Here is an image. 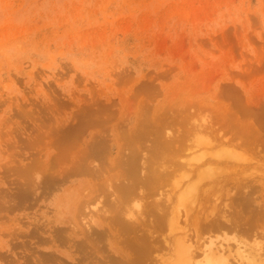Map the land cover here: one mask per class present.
Segmentation results:
<instances>
[{
    "label": "rangeland",
    "instance_id": "1",
    "mask_svg": "<svg viewBox=\"0 0 264 264\" xmlns=\"http://www.w3.org/2000/svg\"><path fill=\"white\" fill-rule=\"evenodd\" d=\"M232 107L233 108L236 107V108L233 109ZM231 108L232 111H230ZM216 110L217 112L220 111L218 113L225 112L223 114L224 115L226 114V116H228L229 114L234 115V113L239 115L238 117L236 116V119L238 118L243 120V122H240L241 124L240 126H242L240 127V130L244 132L243 133L244 136H242L243 134L241 135L243 139H241L239 136L238 137L239 140L241 139L240 141L243 140V142L238 141V138L237 140L236 138L231 139L236 134L233 135V133L229 131V128H226L227 130L225 129V131L224 130L219 131V128L222 125H219V128H217L218 125L214 128L211 127V126H215L217 122L220 120L219 119L217 120V122H215L216 118L215 119L213 118L216 124L212 122L213 120L211 118L216 117L218 115ZM237 110L239 111V113ZM233 111L235 112L233 113ZM230 115L229 118L232 116ZM209 117L212 120L210 122L213 123V125H211L212 123L210 124V122H208L209 120L207 121L208 125H211L210 126L211 129L214 131L211 132L212 135L215 136L216 134L219 133V136L217 135L216 138L211 137L212 135L208 132L207 127H205V129L207 130V133L211 135L209 136L207 134L209 138L211 137V139H209L206 136H203V132H206L205 130L203 132L200 130L203 127L202 122L204 120H207ZM222 117L223 116H221V118ZM154 118L155 120L156 118L157 120L160 118V120H162L161 121L162 124L160 122L162 126L164 125L163 123L164 121L166 126L169 123L171 127V131L173 133L170 134L171 131L168 133L166 130V128L169 127V125L167 127L165 126V128L164 126L162 128L160 127L159 129H158L159 126L156 125L155 127L154 125L151 126V124L157 121V120L154 121ZM236 119L234 118L230 121L232 122L234 120L236 124V122H239V121H235ZM148 120L154 122H152L150 126L144 124V122L145 123L147 122L149 124L150 122H148ZM225 121L229 122V119ZM198 122L202 126L200 128V125H198L200 131L196 128V126L194 127V125H197ZM219 123L222 124L223 122L221 121L218 122V124ZM71 124L72 125L75 124L76 129L73 128L74 125L71 128L70 127ZM155 124L160 125L158 124V122H156ZM238 124H237L238 127H236V130L237 128L238 130L236 132L234 130L235 126L234 129H232L233 126L232 128H230L234 131V133H237V135H239ZM249 124L250 125L252 124V127L254 126V128L252 127L250 128ZM144 125L145 126L147 125V127H149L145 130V132H147L148 129H151V127L153 128L151 130L154 131L155 130L154 128L157 127L156 128V130L158 129L157 132L163 134L162 136L164 138H168L169 136H171V138L175 136L176 137L179 136L180 139L179 144L183 143L182 141L188 140L187 143L183 144L184 151L183 149H178L183 151V153L182 151L179 152L182 153L183 155L182 154L178 155L179 153L176 152L177 154L175 156L177 155L178 156L174 160H176V162L178 161L177 162L178 164H180V160L182 161L194 160V157L192 159L186 158L189 157L190 152L193 155H197V152L199 150H201L199 151L200 154L198 152L199 155H202L201 152L203 154L206 152L210 154L212 152L211 154L212 155L215 154V156L209 155L207 153L208 155L206 154L207 156H205L204 154V156L208 158V160H205L206 158L203 156L204 159L203 158L202 159L204 161H202V159L200 160L203 163L200 164L199 163L200 161L194 163L199 164L200 168H204L203 170H205V168L206 170L208 169L207 173L209 174L211 172L210 168L212 166L213 173L214 171L217 170V172L215 173L216 176L220 178L219 179L217 177V180H220L218 181L219 183L221 182V178L224 179L225 177L228 176L226 179H224L226 180V182L230 180L234 184L236 183V185H238V187H236L229 181L231 185L228 182L225 183L228 186L226 185L224 186L227 187V189H229V187L231 186L230 190H227L226 188L224 189L223 186V189L221 190L222 192L221 194H223V196L219 194L220 197L219 195H216L218 197L217 198L216 196L213 195L212 192H209L211 194L210 195L208 194V197L206 195V197L204 198L203 195L201 194L204 201L200 197L198 203L200 202V204L202 205H199L197 201L195 202V204L191 205L192 201L188 202L185 200L186 201L185 202L183 200L180 203L179 202L180 200L178 199L179 201H177L176 199L178 198V193H179L178 191L180 190V188H182L180 190L181 193L182 190L184 189L183 185L186 186L187 185L186 182L189 180H190L189 182L193 181L195 175H193V177L191 176L192 180L189 179L190 177L185 178L184 181L186 182L182 180V178H184L183 176L175 177L176 176L175 175L174 177L169 179L170 183L168 184H169L170 192L166 191V189L168 190L167 188L168 185L164 186L165 188L164 187L162 188V192L166 191L169 192V194H171L172 188H173V192H178L177 195L176 193H172V195H170L172 197L168 196L170 199V201L168 199L169 204L168 203H166L168 205L163 204L165 202H168L166 195L169 194H167L166 192L164 193L165 197L163 196L161 197L159 192L158 195L159 197L156 194H154L150 196V198L151 199L160 198L159 200L162 201L161 206L164 205L163 210L166 212L165 214H168L167 216L171 215L172 212L176 213L177 211H178L177 213H179V216L182 214L180 217L177 216L178 218H175L176 214L174 213L175 215L174 218L178 220L177 222H180V225H183L182 228H185V230L183 231L182 229L183 232L181 231V233L179 234V232L177 233L176 230L175 231L170 230L168 228V225L166 224L164 227L163 224L160 228L164 227L163 232H161L162 235L161 237L166 236L164 237L166 240L165 242L167 243L170 242L171 243L170 245H172V243L176 244L173 241L177 239L182 240L180 239L181 237L179 238L177 237L180 235L182 236L184 233L185 235H187L188 238L189 237L193 238L194 236L192 237V235L196 233L194 229H192L196 226L195 225L196 216L193 215H195L197 213L196 211H198L200 208L203 207V209L201 210L202 211L204 210V215H206V213L213 207L214 204L216 203L218 204L219 200L220 201L225 200L224 202L228 200V202H230L229 198H231L232 200L240 202L241 199L243 201L247 198L248 199L250 198V197H244L245 195L248 196L250 195L252 199H254L252 201L250 199V201L253 202L255 206L254 205L251 206L250 204L252 203L249 204L250 206L248 205V207H250L249 209L252 208L251 209L252 211H249L248 209V211L252 212V214L245 212L246 207H243L242 208L243 212L247 214L244 213L242 214V216L246 218V220L251 218V221H252V217L255 219L257 216L258 219L255 220L260 221V222L257 221L256 222L257 225H256L254 224L255 222L251 223V221L249 220L250 223L253 224L254 226L251 225L250 223L247 224V221L244 222L245 224L244 227L245 226L250 227V229L248 230V232L250 233V236L248 235L249 236L248 240L251 238H255L260 243L264 241V236H263L264 233L262 234V232H264L263 230L264 220H262L263 219L262 217H264L262 216L264 215L263 212L264 210L263 211L261 210L264 207V196H263L264 169L262 168L264 167V163L262 161V159H264L263 158L264 157L263 155L264 154L263 151L264 150V0H0V264H40V263L48 264V261H50L49 259L52 260L51 264H62V262L63 264H76V262L78 264L79 263L78 258L81 253L79 254V250L78 252L77 250H74V254L72 252L73 249L77 247V245H75L76 246L75 247L74 245H69L66 242L64 243L61 242L60 244L59 241H55L52 238L54 234L53 227L54 228L67 227L69 225L67 224L69 221V217L72 216V214L74 213L76 214L74 205H72L74 204V202L75 203L81 202L83 205L86 202L85 206H87V208L84 206L86 210H84L85 208L82 207V204L80 205V207H82L81 210L86 212L88 211L87 209H89V212L93 214V216L95 215L94 216L95 218H97L96 213L97 214L99 213L98 215L100 216V212L103 209L102 207H106L105 211L113 208L111 209V211H107V212L109 213L112 212L114 214H121L117 212L123 211L122 213H125L124 215H126V212L129 211L130 209L134 208L133 210L135 211L137 205H141V206L143 205L144 207V201H141V203L138 204V201H140L141 199L138 200L136 198V199H132L133 202H131L132 200L128 201V203L126 202L125 203L126 207L123 206L125 207L123 210L122 207L120 208L121 210L119 209L118 211H115L114 206H116L117 204L115 203L116 200H114L113 198L116 199L117 196L115 195H117V193L115 194V192H112L114 189L112 188L114 186L113 184H117L116 185L117 187L118 185H121L120 182L123 183L126 180V179L124 180V175L122 176V171H123L122 169H124L122 167L124 165L125 166L127 165L124 164L127 159L124 161L122 155L129 148V147L127 148V146H131L129 148V151L130 150L134 151L132 149L133 147H135V149L139 151L140 148L146 146L144 144L146 141H144L143 138L147 139V137L150 136V134L152 135V137L155 134L154 132L152 133L151 130H149L150 134L147 132L149 135H146V137L143 135L144 137H141L142 134L144 133V129L142 133H141L142 130L138 131L137 129L141 128V126L145 127ZM192 125L197 130L194 128L192 129L191 128ZM67 126L68 128H66ZM116 126L119 128L120 131L117 130L118 128ZM170 127L168 128V130H170ZM210 127H209V131L211 130ZM77 129L79 130L81 129L80 130L81 133L79 132V130L77 131ZM107 130H109L108 131L109 137L106 134ZM124 130H127V134H128L127 137L129 135H134V133L137 134V132H135L137 130L138 134H140L141 137L140 138L139 135H137V138L139 137L140 139H143L142 140L143 145L141 144V147H139L140 145L139 143L141 141L140 139H138L140 140L139 142L137 141L138 143L136 142H135L136 144L134 143V141L137 140V138H135L136 136L135 134L134 136L131 137L135 138L136 140L131 139L132 141L131 140L129 141L133 143L135 146L132 144L130 145V143L126 140V142H128L129 145L126 144L127 149L125 148L126 149L125 151L124 150L125 146L122 145L125 142L122 138L126 136L125 135L126 132ZM177 130L179 132L177 135H175L174 132H176ZM194 130H196L199 134V136L197 133H196L197 136L194 134V136H196L197 139L198 137L199 139H201L202 136L203 138L206 137L210 140V141L207 140V142L209 141L210 145L207 146L208 143L204 142L206 141L205 138L201 139V141L203 140L202 141L203 145L201 144L202 146H200L199 143L196 144V141L190 143L189 140L192 139L191 137L192 135L190 134V132L193 134ZM215 130L216 131L218 130L219 132L216 133ZM71 132L73 135L79 132L81 136L79 138H76L77 139L76 140L74 136L73 137L71 136L72 134L70 135ZM97 132L99 135L102 134L103 137L105 136L108 137L107 139H105V141L107 140L108 142H105V144L103 142V144L105 146L108 144L107 146L109 147L107 146L105 147L103 145L104 149L102 148V140H104V138L101 135L100 136L96 135ZM63 133L66 134V136ZM56 134L57 136H55ZM103 134L106 135L104 136ZM119 134H121V136L123 137H120ZM62 135L64 136L62 137ZM77 135L76 137L79 136ZM58 136H61L63 138L64 146L62 145V138L61 139L60 137L57 138ZM228 136H230V139ZM52 137L53 140L51 139ZM81 137L83 140L81 139ZM98 137L99 138L102 137L99 140L101 142L100 148L102 152L99 153L100 149L98 148V146L100 145V142L97 140L96 143L94 144L96 148L93 146V144L92 146L94 148L93 147L92 148L94 150L98 148L99 152L96 151L97 154L96 156H93V158L95 159L97 155L99 157V154H101L100 157H102L101 158L102 160L97 161L96 158L95 161L98 162V163L96 162L97 164L106 161V163H104L106 165L104 164H99V165L104 166L102 167V169L105 168L106 170L107 169L108 170L107 171L102 170L103 173L105 172V174L101 176L102 174L101 173L98 179L96 178H95L96 180L94 179L95 182L97 181L96 184L99 183L100 186L102 185L101 190L103 189V193L100 190L89 195V192L83 190L85 188L84 184H82V182L78 184L80 181L85 179L83 178L82 175L80 174L77 175V173L79 172L76 173L75 171L79 167L77 166L78 164L82 165L81 161L78 162L79 161L78 159L80 158L82 159L86 158L83 159L85 160L84 164L88 163L89 166L91 167H93L92 164L94 165L96 164V163H92L94 161L92 160V158L88 160L89 159L88 155L92 152V151L90 152V150H93L90 147L91 142L94 143V139L96 140ZM150 137L148 138L149 140L151 139L155 140L154 139L155 136L153 138L151 137V139ZM223 137L224 139H222ZM90 138H92L91 142H90ZM218 138L219 140L221 138V141L223 143H220V141H218ZM227 138L231 141L229 142ZM159 139L162 140V137H159ZM225 139L226 141H228L227 143L226 141H224ZM51 140L52 141L55 140L54 142H52L54 143L53 147L52 145L51 147L50 145H48L50 144L49 141ZM216 140L217 142H219L220 145L224 144L223 145L224 147L226 146L225 144L230 145L231 148L233 147V150L235 149L234 146H236V150H238V153L234 152L235 155L239 157L240 155L243 154L241 158L240 157L239 158L242 160V157L245 155L246 160L244 158L243 159L246 162L248 160L249 161L247 163H245V161H243L244 163L239 161L238 163L237 157L235 158L234 156H232L234 157L232 158L229 155L231 157L229 158L228 154L225 157L223 155L224 154L223 152L222 153L218 152L219 153V157H218V155H216V152L219 150L221 151L222 148L220 147V145L218 144L216 145L217 143ZM249 141L250 142L252 141L251 144ZM66 142L68 143L67 147L65 146ZM89 142H90V146H89ZM148 142L146 143L147 146L143 147L144 148L143 153L147 150L145 152L147 155L146 157L150 156L149 154L151 152L150 153L148 152L151 150L152 153L153 152L156 153L154 151L155 147L154 149L153 147H150L151 145L154 146L153 145L154 141L153 143H151L150 141L149 146H148ZM231 142L233 145L231 144ZM253 142L259 145L256 147ZM71 143L74 144L72 145ZM204 143H206V145H204ZM213 143L215 144V146L213 145ZM55 144L57 145L55 146ZM69 144H71L72 147H70ZM118 144H120L122 148L120 147L119 149ZM239 144H241L242 148L239 146L237 147V145ZM189 145L190 146L197 145L198 150L195 148L197 151L196 150L189 151V149L193 148V147L191 148ZM247 145L249 146L247 149H245ZM203 146L205 148H203ZM250 146L254 147L255 149L252 148L251 150ZM147 147L150 149H145ZM187 147L189 149H187ZM224 147L223 149H226ZM84 148L86 150H89L88 152L86 151L87 152L86 157H84L85 155L83 157L81 156L82 155L81 153L85 152ZM107 148L109 151L107 150ZM229 148L228 151L229 150L231 151V148L230 149ZM253 149L255 152L261 151L262 154L258 152V156L254 155L255 152L254 153L252 152ZM72 150H77L78 153H76L75 151L74 152L75 154L80 156L75 155L72 152ZM122 150L124 151L122 152ZM37 151L40 152L38 153ZM69 152H71L72 154L71 153L69 154ZM240 152L242 154H240ZM55 153L57 154L54 155ZM144 154H142V149H141L138 155L141 156L140 158H142ZM156 154L157 156H159L158 152ZM52 155H54L55 157L54 156L52 157ZM57 155H61L62 158H64V156L65 158L67 157V161H65V158L63 159L64 162H67V165L65 163H62L61 161L62 163L61 166L62 168H61L60 167L61 164L58 165L57 163V160L60 163L59 159L61 158H59V156ZM129 155L128 152H126L124 154V158H129L130 157ZM138 155L136 156V158L138 157ZM193 155H190L189 158H191ZM221 155H223V157H225L226 159L221 157ZM246 155L248 158L249 157L250 158L248 159ZM73 156L74 158L79 157L77 159L78 161L73 160L74 159ZM118 156L122 157V160L124 161V163L123 161H121L123 163V166L122 163L118 167L114 165V163L112 166V160L116 159ZM151 156L149 157V159L151 158ZM32 157H34L35 160ZM104 157L106 160L103 161ZM210 157H211V163L207 162L210 161L209 160ZM216 157L218 159L220 157L221 158L219 160L214 159L215 161L218 160L219 162L220 161L222 162L220 163L218 161L214 162L213 158ZM54 158L57 159L55 161L57 165H55L56 163H54L53 161ZM140 158H137L138 161L135 162L137 163V165L139 164V166L141 161ZM160 158L161 157H159V159ZM69 159L70 161L76 162L77 168L74 167L75 163L73 162H72V164H74L73 166L69 165L70 163V161H68ZM107 159L110 160L108 161ZM143 160L146 162V159ZM182 161L181 163L182 165L184 164V167L180 169H182L183 172H186L188 166L186 167L184 163L185 161L183 162ZM38 162H40V164L42 162V164H44L46 168L47 166L49 167V165L50 166L52 165L51 167H49L50 170L49 169L46 170L47 172L49 171V173L45 171L48 176L44 173L47 177L45 175H42V173L45 170L44 169L45 167H43L44 165L41 164L42 165L41 169L43 170L41 169L38 170L40 167L37 169V167L40 166ZM259 162L262 163V166L261 163ZM46 163L47 164L49 163V165H47ZM191 163L194 165L193 161ZM34 164L35 165L37 164V167L33 166ZM30 165L33 168H36L37 171L33 169ZM239 165H243V167ZM53 166H56L57 170L55 171H57V173L54 171L56 174L53 173L54 170ZM139 166L137 167L139 169L137 170L139 173L138 172L137 173L139 175H143L142 173H140L142 168L140 169ZM231 166H233L234 168ZM9 167L13 169L15 173V174L13 173L14 175L12 174L13 172L12 169H10L12 172L9 170ZM16 167L18 169H16ZM70 167L71 168L74 167V168L70 169ZM240 167L243 170L244 167H246L244 173L248 172V175L247 174H245L246 176L243 175L244 174L243 170ZM254 167L255 169L256 167H258L259 170L256 169L257 172L258 171L261 172L256 173V171H254L255 170ZM232 168L235 170H232ZM31 169H33V171ZM61 169L62 171L65 172L59 173ZM73 169H75V171ZM249 169L250 171L251 169H253L255 173H253L252 171L251 172L255 175L251 174ZM2 170L3 172L4 171L5 172L3 173ZM66 170L68 171L72 170L73 172H75V174L69 177L68 174L70 172L66 173ZM109 170L110 171L112 170L113 172L111 171L112 172L111 173ZM182 170L178 169V171L176 172L182 174ZM197 170H199V168ZM72 171L71 174L73 173ZM205 171L203 173H205ZM7 172L9 173L10 176L8 175ZM51 173H53L54 175ZM207 173L205 174L207 175ZM35 174H38L36 175V177L37 176L40 177L39 179H41V182L44 180L43 182L44 184H46L47 188L48 185L50 188L51 184H49L48 182L51 179L55 180L58 177L57 175L59 176L61 174L64 175L63 176L61 175L62 181L60 180L61 176L57 178L58 180L57 184H59L57 185V187H54V183H53L54 181L53 182L51 181L53 186L51 185L50 189L54 187L53 189L55 190L51 191L48 188L49 191L51 192L47 193L46 191L48 190L47 189L45 190L46 188L45 186L43 190L44 193H41L42 192L41 186L38 185L41 183L40 182L38 183V181L40 180H38V178H37L38 181L36 180ZM50 174L53 176H51ZM238 174L239 175L242 174L243 176H239ZM55 175L57 177H55ZM106 175L108 176V178ZM231 175L235 177L238 176L239 178L234 177L235 178L234 179L232 178ZM42 176L44 177V179L42 178ZM114 176H116V178H114ZM216 176L214 174V177H208V180L206 178V181H210L212 179L214 180ZM29 177L31 178L29 179ZM45 177L48 181L47 180L45 181ZM105 177L109 180H107ZM252 177H255L254 178L255 180ZM63 178L66 179L67 181V183L65 181L66 184L61 183L64 182ZM197 178H195L194 180H197ZM249 178L252 179V181H250ZM239 179L242 180L238 182ZM30 180L33 182H31ZM59 180L61 182H59ZM105 180H107L108 183L112 185L111 188L109 189L107 188L108 183ZM35 181L36 183H38L37 186L33 185L36 184ZM174 181L179 185H181V187L178 184L177 186H175L174 184L172 186L171 182L173 183ZM246 181L251 183V185L249 184V187L246 186L248 184V183L245 184ZM253 181L254 182L259 181V182L255 184ZM55 182L57 181L55 180ZM252 182L255 186L252 185ZM29 183H32V185L35 187H33ZM170 184L172 188L170 187ZM259 184L261 187L259 186ZM24 186L26 187L24 188ZM43 186L44 185L42 183V189ZM243 186L244 188H241ZM174 187H178L177 190L176 188L174 190ZM158 190L161 191L160 189ZM236 190L238 192L237 193L238 195L236 194V192H234ZM32 191L33 192L37 191V192L36 194L33 193L34 194L33 195ZM105 191L107 192L111 191L110 193L113 195L112 198L113 200L111 199L112 195H110V193H107ZM26 192L27 193L29 192L31 195H28ZM99 192L103 194L104 196L103 199L100 196L102 194L100 193L99 195ZM27 195L29 199L27 198ZM173 195L175 197H173ZM48 197H50L51 199ZM216 198L218 199L217 201ZM17 199L22 200L21 201L22 203ZM173 199H175L174 200L175 203L173 202ZM98 200L102 202L104 200V202H106L104 204L107 205L108 207L102 206V202L100 204ZM92 201L95 202L93 203ZM170 202L171 204L173 203L172 204L173 206L170 204ZM206 202L207 204H205ZM189 203L190 205H188ZM247 203H249V201H247ZM15 204H17V206H15ZM19 204L21 205L18 207ZM179 204L182 205L180 206ZM145 205H146V201H145ZM27 206L29 207L27 208ZM191 206L194 208L190 212L192 208ZM253 206L255 207V210H253L254 208ZM100 207H101V211L99 212L100 209L98 210V208ZM143 207L142 210H144ZM188 207H189L190 215L191 214L193 215L189 216V218H186V215L188 214L186 209H188ZM145 208H147V206ZM256 208L260 210H256ZM184 209L186 210V212ZM194 209L196 210L195 212ZM83 211L80 212L79 214H76L78 220L87 217L85 214L88 213H83ZM179 211H181V213ZM255 211L256 213H258L257 215L256 213H254ZM143 212L146 215L148 213V212L146 213L145 211ZM81 213L85 215L83 216V218L80 217L82 215ZM200 213L202 212L199 210L197 216L201 215ZM190 217H194V219ZM145 218L147 219L149 218V216L147 217L145 216ZM184 218L186 220L188 219L187 221H185V224L183 220ZM260 218L262 219L260 220ZM191 221L194 222V226L192 225ZM261 222H262V226H261ZM29 223L34 226H31ZM190 223L191 226L193 227L190 226ZM259 223L260 225H258ZM46 224H48L49 226ZM177 224L179 225V223ZM198 224H199V228L203 227L202 222ZM78 225L81 226L80 222ZM178 225L175 228H179L180 226L178 227ZM185 225L187 227H184ZM32 227L35 230H37L36 232L37 234H39V236H37V234L36 235L34 234V229ZM248 227L246 228L248 229ZM40 228H42L43 230L41 231ZM186 228H188L189 231L190 229L192 230L189 232L187 231ZM199 228H198V234H195L198 240H196V238L195 239L193 238L196 241L194 240L190 241L189 240L190 238L189 239L185 238L186 241L184 240L185 242L189 240L190 241V242L188 241L189 245L191 242H194L196 246H198L197 244L200 243L198 250L201 252L197 251L199 254L198 255L199 257L197 256L198 260L201 258L200 255L202 253V250L200 249H203V247L206 246L207 243L209 245V241L214 240V238H219V236H221L219 235L218 232L219 229L218 230L216 229L218 234H216V231L214 229V231L213 230L210 231L211 233L208 232L207 235L213 234L209 238V236H206L204 233V232L207 233V231H205L206 229L201 232ZM29 230L31 232L33 231L32 234L34 235L35 239L32 238L33 235H29L31 234ZM22 232L24 235L26 234L27 236L29 235L30 237L28 236L27 238V236H23L22 234L23 237L21 238L20 236L21 234L19 235V233ZM186 232H188L190 236ZM200 232H201V237L206 236L204 240H202L203 238L201 237L200 239L198 238ZM203 233L204 235L202 236ZM225 233L229 234L230 232L227 231ZM225 233L223 234L225 235ZM214 234L216 235L214 236ZM185 235L184 237H186ZM35 236L37 238L41 236L40 237L41 239L44 236L42 241L40 240L39 243L40 245H35L37 244V241H39L36 240L37 238ZM260 236L263 238H261ZM24 238H26L27 240ZM174 238L177 239L174 240ZM23 240L25 241L23 242ZM205 240L208 241L205 242L206 245H203L204 244L203 242ZM32 242L33 243L35 242L34 245ZM53 242L56 243L54 244ZM165 242L161 241L160 245L163 246V248L160 247L161 251L160 250L158 252L155 251L159 255L163 256L162 251L164 250L163 252H165V248H164ZM24 243L25 244L28 243V244L25 245ZM218 243L219 244L221 243V245L223 244L222 242H218ZM224 243L226 245L228 244L230 247H234L232 243L230 244V242L228 243L224 242ZM101 244L102 242L100 243V245L97 244L99 245V248L96 246L95 250L97 248L101 249L102 248L100 247ZM122 246L118 245V247L120 248H123ZM173 246L174 245H172V247ZM223 246L225 245L223 244ZM105 248L108 250L110 249L109 251L111 255L113 256L115 255V253L113 254L111 250V248H113L112 245L110 246L105 245ZM95 250L94 252L92 251V256L94 257V253H95V257L99 258L100 256L99 259L102 258L103 256L102 253L104 255L107 253V252L105 253L102 252L104 251L102 249H101L102 251L100 250V252L99 250L98 252ZM50 252H52V254L55 255L54 258ZM49 253L51 254V257L49 256L50 255ZM182 253L185 254V252L182 251H180V253L177 252V254H182ZM175 254L174 256L171 257L172 258L175 257ZM47 255L49 257L48 260H46ZM89 255L91 256V253ZM152 255L153 258L155 259L154 255L157 254H152ZM152 255H150V257ZM58 256L60 257L58 258ZM73 256L75 258L77 256V258L75 259ZM82 257L79 260L80 263L84 262L85 264H89L88 262L93 260L94 262L92 261L93 263L90 262V264L91 263L94 264L95 261L96 264L99 263L105 264V261L104 262L99 260L97 261L96 258H91L88 256L89 259L87 257L86 260H84ZM169 257L170 256H168L167 258ZM171 257L169 259H172ZM60 258L62 260L66 258V260L64 259L63 261H61ZM90 258L92 260H90ZM53 259L54 262L55 261L57 262L54 263ZM87 259L90 261H88ZM156 259L158 260L159 258ZM169 259H167L168 262H171ZM175 259L173 258L172 261ZM175 261L177 262L178 258ZM175 263L173 262L172 264Z\"/></svg>",
    "mask_w": 264,
    "mask_h": 264
},
{
    "label": "bare ground",
    "instance_id": "2",
    "mask_svg": "<svg viewBox=\"0 0 264 264\" xmlns=\"http://www.w3.org/2000/svg\"><path fill=\"white\" fill-rule=\"evenodd\" d=\"M216 108V107H215ZM233 108V107H232ZM232 108H231V110L230 111H232ZM234 108H236V107H234ZM233 108V109H234ZM218 109V108H217ZM223 109V108H222ZM228 109V108H227ZM30 110V109H29ZM238 111V110H237ZM143 112V111H142ZM141 112V113H142ZM216 112H217V110H216ZM218 112H220V111H218ZM217 112V113H218ZM235 111H233V113H234ZM223 113H225V112H221V113H218V115L216 116V117H212L211 119L213 120V118L216 120L215 122H217V120H219L218 122H223L222 124L221 123H219L218 124V122H217V124L214 122V120L212 121L211 119H210V117L207 119V118H205V119H207V120H202L203 122H202V126L204 127V129H203V127L201 126V124L199 123H197V125H194V127L196 126V128L199 130L201 127H202V129H200L202 132L205 130L206 132H203V136H206V137H208V135L209 136H211L212 135V133L211 132H214L212 129H211V127H216L217 125V128H219V125H222V126H220V128H219V131H225V129L226 128H229V131L231 132V133H233V135H235V136H233L231 139H235L236 138V140H237V138H238V141H240L241 139H243V137L242 136H244V132L243 131H241L240 130V127H242V126H240L241 124H240V122H243V120L242 119H236V116L238 117L239 115L238 114H236V113H234V115L233 114H229L231 117V119L229 118V115L228 116H226V114L224 115ZM228 113V112H227ZM238 113H239V111H238ZM244 113V112H243ZM149 114V113H148ZM160 115V114H159ZM215 116V115H214ZM220 116V117H219ZM221 116H223L224 118H227V119H224L223 117L221 118ZM226 116V117H225ZM233 116H235V117H233ZM147 117V116H146ZM219 117V118H218ZM149 118H150V116H149ZM236 119L235 121H239V122H236V124H235V122H234V120L231 122L230 120H232V119ZM146 119H148V118H146ZM222 119H224V120H222ZM229 119V122L228 121H225V120H228ZM31 120H33V119H31ZM93 120V119H92ZM145 120V119H144ZM150 120H153V119H150ZM156 120H157V118H156ZM155 120V118H154V121H156ZM159 120V121H158ZM156 122H158V124H160V122L162 121V120H160V118L158 119ZM209 120V121H208ZM242 120V121H241ZM87 121V120H86ZM146 121V120H145ZM154 121H149L148 120V122H150L149 124L146 122H144V124H147V125H149L150 126V124L152 123V122H154ZM163 121H164V119H163ZM210 122V121H212V122H214L216 125L215 126H211V125H213V123L212 122H210V124L211 125H208V122ZM156 122H154L153 124H151V126L152 125H154V127H155V125L156 126H159L158 127V129L161 127H163L164 126V128H165V121L163 122L164 123V125L162 126L161 124H162V122H161V124L160 125H157V124H155ZM225 122H227V123H225ZM231 122V123H230ZM88 123V122H87ZM229 123H230V125H229ZM232 123H234V124H232ZM239 123V124H238ZM138 124H140V123H138ZM167 124V123H166ZM228 124V125H227ZM237 124L239 125V135H237V133H234V131L232 130V129H234V126H235V132L238 130V128H237V130H236V127H238L237 126ZM74 126H75V124H73ZM72 124H71V128H72V126H73ZM142 125V124H141ZM147 125L145 126V127H142L141 126V128H136L138 131L139 130H142L141 131V133L143 132V129H144V133L142 134V136L141 137H146V135H149L150 133V131L149 130H151V129H153L152 127H151V129H148V133L147 132H145V130L147 129V128H149V127H147ZM168 125H169V123H168ZM167 125V126H168ZM198 125H200V128H199V126ZM206 125H208V126H206ZM73 126V128H75L76 129V126L74 127ZM166 126V127H167ZM198 126V127H197ZM211 126V127H210ZM224 126V127H223ZM232 126H233V128H232ZM249 126H250V128L252 127V124L250 125L249 124ZM117 127V126H116ZM138 127V126H137ZM140 127V126H139ZM169 127H170V125H169ZM169 127H167L166 128V130H167V132L169 133L170 131H171V127H170V130H168V128ZM193 127V125H192V129L194 128ZM205 127H207L208 129V132L211 134H209V133H207V130L205 129ZM209 127H210V131H209ZM221 127H223V128H221ZM66 128H68V126L66 127ZM118 128V127H117ZM157 128V127H156ZM156 128H154L155 130H156ZM190 128V129H191ZM196 128H194V129H196ZM230 128H232V129H230ZM249 128V129H250ZM252 128H254V126L252 127ZM75 129H74V131H75ZM157 129V130H158ZM196 129V130H197ZM241 129H243V128H241ZM79 129H77V131H78ZM81 130V129H80ZM80 130H79V132H80ZM106 130V129H105ZM117 130H119V128L117 129ZM128 130V129H127ZM127 130H124L125 132H126V136H124L125 137V139H124V137L123 136H121V134H119L120 135V137H123L122 139L126 142V140L129 142L131 139L133 140V139H135V138H137V135H139V137H140V134H138V131L136 130L135 132H137V134L136 133H134V135L136 134V136H135V138H133V137H131V136H134V135H129L128 137H127ZM155 130L154 131H152L151 130V132L153 133H155L154 134V139L155 140H153V139H151V137H152V135L150 134V136H148L147 137V139L150 137V139L151 140H147L146 138H143L144 139V141H146L144 144L147 146V142L149 141H151V143H153V141H154V146H150V147H153V149H154V147H155V152L157 153L158 152V154H159V156H157V154L156 153H152V150L151 151H149L148 153H152V156H151V153L149 154L150 156H151V158L149 159V157L150 156H148V157H146L147 155H146V151L143 153V147H146V146H143L142 148H140V150L142 149V154H144L143 156H142V158L143 157H146V158H143V159H146V162L142 159V158H140L141 156H139L138 154H139V152H140V150L138 151V150H136L135 149V147H133L132 149L134 150V151H132V150H130L129 151V148L131 147V146H127L126 144H128L129 145V143H130V145L132 144V145H134L133 143H131V142H124V144H122L123 146H125L124 147V150L126 151V149H127V151L126 152H128V155H129V153H130V157L129 156H127V157H129V158H124V154L126 153H123V155H122V157H123V159H124V161H125V163H124V161L122 160V157H120V156H118L116 159H113L112 160V166H113V163H114V165H116L117 167L122 163L121 161H123V163L124 164H127L125 167L123 166V163H122V168H124V169H122L123 171H122V176L124 175V180H125V182H120L121 183V185H118L117 187H116V185L117 184H113L114 186L112 187V185L111 184H109L108 183V181L107 180H109V179H107L108 178V176H107V180H105V181H107V183H108V189L109 188H114L113 189V191L112 192H115V194L117 193V195H115V196H117L116 197V199L115 198H113V195L110 193V192H107V191H105V192H107V193H110V195H112L111 196V199L113 198L114 200H116V206H114L115 208H114V210L115 211H118L120 208H122L123 206H125V203L127 202L128 203V201H130V200H132V199H138V200H140V201H138V204L139 203H141V201H144V207H143V205L141 206V205H137L136 206V210L134 211L133 209H130L129 211H125L126 212V215H124L125 213H122L123 211H119V212H117V213H121V214H114V213H109V212H107V211H111V209H113V208H111V209H108V210H106L105 211V208L106 207H102L103 209H102V211H101V207L100 208H98V210H99V212H100V216L96 213V215H97V218H95L94 216H93V214H91L90 212H89V209H87L88 211H86V212H84L83 210H81L82 209V207H84L85 206V203H84V205L80 202V203H75L74 202V204H72V205H74V208H75V212H76V214H79L80 212H82L83 211V213H88V214H85L87 217H84L83 218V216H85L83 213H81L80 215V217L81 218H83V219H81V220H78L77 219V216H76V214L74 213V214H72V216H70L69 217V221H68V223L67 224H69L67 227H64V228H59V227H56V228H54L53 227V239L55 240V241H59L60 242V244H61V242L62 243H64V242H66V243H68L69 245H77V247L75 248V249H73V254H74V250H77V252H78V250H79V254L81 255V257L84 259V260H86V258L89 256V257H91L92 256V251L94 252V250H95V248H96V246L99 248V245H100V243L102 242V244H101V246L100 247H102L101 249L102 250H104V251H102L101 249H98L99 250V252H100V250L102 251V252H107L105 255L102 253V258L101 259H99L100 258V256H99V258L98 257H95V253H94V257L92 256L91 258H96V260L98 261H102V262H104L105 261V264H144V263H147V264H172L173 262L175 263L176 261L175 260H177V258H178V261L175 263V264H264V241L263 242H259L258 240H256L255 238H251V239H249L248 240V237L250 236V233L248 232V230L250 229V227H248V226H245L244 227V222L245 221H247V224L248 223H250V221H251V218H249V219H247L246 220V218H244L243 216H242V214H244L245 212H247V213H251L252 214V212H249V211H252L251 209H249L250 207H248V205L250 204V203H252V204H250L251 206L252 205H254V203L253 202H251L252 200H254V199H252V197L249 195H245L244 197H250L249 199L247 198V199H245V200H243L242 201V199H241V201H240V199H239V201L240 202H237V201H235V200H232L231 198H229L230 199V202H228V200H226V202H224V201H220L219 200V202H218V204L216 205V204H214L213 205V207L206 213V215H204V210L202 211L201 209H203V207L202 208H200L199 210L202 212V213H200L201 215H199V216H197V213H198V211H196L195 209H194V212L196 211L197 213L195 214V215H193V214H191V215H193V216H196V219H195V227L194 228H192V229H194V231L196 232V233H194L193 235H192V237L195 239L196 238V236H195V234H198V228H199V224L198 223H200V222H202V226L203 227H201V228H199V230H201V232L202 231H204L205 229V231H207V233L206 232H204L205 233V235L206 236H209V238L213 235H207L208 234V232L209 233H211L210 231L211 230H213L214 231V229H215V231H216V234H218L217 233V230H218V232H219V235H221V236H219V238H214V240H211V241H209V245H208V243H207V245H206V243L205 242H207L208 240H205L203 243V245H206V246H204L203 247V249H200V250H202V253H201V258L198 260V252L197 251H199L198 249H199V244H197L198 246H196V244L194 243V242H191L190 243V245H189V242L190 241H192V240H194L193 238H191V237H187V235H185V233L182 235L183 236V238H182V236L180 235V236H178L177 238H179V237H181L180 239H182L183 240V242H184V244H183V242H182V240H178L177 238H174V240L175 239H177V240H175V241H173V242H175L176 244H174V243H172V245H174L173 247H172V245H170L171 243L169 242V243H167V242H165L166 240H165V238L164 237H166V236H164V237H161L162 235H161V232H163V229H164V227H165V224L166 225H168V228L170 229V230H173V231H177V233L179 232V234L181 233V231H182V229H183V231L185 230V228H182L183 227V225H180V222H177L178 220L177 219H175V218H178L177 216H179V213H175V212H172V214H171V212H170V214L171 215H169V216H167L168 214H165L166 212L163 210V207H164V205L163 206H161L162 205V201H160L159 199L160 198H157V199H151L150 198V196H152V195H154V194H156L157 196L159 195V192H160V196L162 197H165L164 196V193L166 192V191H169L170 192V188H169V184L168 183H170L169 182V179H171L172 177H174L175 175V177H177V176H179V177H184V178H182V180L184 181V179L185 178H188V177H190L189 179H191V176L193 177V175H195V178H197V180H194L193 179V181H191V182H189V181H184V182H186L187 183V185L185 186V185H183L184 186V189L182 190V192L180 193V190L182 189V188H180V190L178 191V192H173V188H172V186H173V184L175 185V186H177V184L178 183H176L175 181L172 183L171 182V184H172V186H171V184H170V187L172 188V191H171V194H169V192H166L167 194H169V195H166V198H167V201H168V199H169V197H172V196H170V195H172V193H176V195H177V193H178V198L176 199L177 201H179L180 203L184 200H186V201H192L191 203V205H193V204H195V202L197 201V203H198V201H199V198L201 197L202 198V195H203V197L205 198L206 197V195H207V197H208V194L210 195L211 193H209V192H212L213 193V195L214 196H216V195H219V194H221L222 192H221V190L223 189V186L224 185H226V186H228L227 184H225V183H228L230 180H228V182H226V180H224V179H226L227 177H225L224 179H222L221 178V182L219 183L218 181H220V180H217V177L218 176H216V173L215 172H217V170L216 169H214V170H216V171H214V173L212 172L213 170H212V166H211V168H210V170H211V172H210V170H209V172H210V174L209 173H207L208 172V169L206 170V168H205V170H203L204 168H200L199 167V164H195V163H197V161L199 162L202 158L204 159V157L205 156H207L209 153L208 152H206V153H204L205 154V156H204V154L201 152V154L202 155H199L200 154V152L199 151H201V150H199L198 152H199V154H198V152H197V155H193V154H191V152H190V154H189V157H190V155H193L191 158H189V157H186V158H188V159H192L193 157H194V160H187L186 158V160L187 161H185V160H183V161H185L184 163H185V166L187 167L188 166V168L186 169V172H183V170L182 169H180V168H183L184 167V164L182 165V163H181V161L182 160H180V164H178L177 162H176V160H174L175 158H177V156L178 155H181L182 153H183V151H184V149H183V144L184 143H187L188 142V140L187 141H182L183 143H180L179 144V142H180V139H179V136H175V137H172L171 138V136H165V137H168V138H164L162 135L163 134H161V133H159V132H157V130H156V132H155ZM165 130V131H166ZM196 130H194V132H193V134L190 132V134L192 135H190L191 137H192V139L191 140H189V142L190 143H192V142H194V141H196V144L197 143H199L200 144V146H202L203 145V143H202V141H201V139H204L205 138V140L206 141H204V142H207V140H209V139H211V137L212 138H216L217 137V135L219 136V133L218 134H216L215 136L214 135H212L209 139L208 138H206V137H204L203 138V136H202V138L201 139H199V137H198V139L196 138V133L198 134V132L196 131ZM199 130V131H200ZM227 130V129H226ZM108 131L109 130H107L106 132V134L108 135V137H109V133H108ZM120 131V130H119ZM216 131V130H215ZM218 130L216 131V133L217 132H219ZM233 131V132H232ZM240 131H241V133H240ZM253 131V130H252ZM77 133V134H75V135H73L72 134V132L70 133V135L73 137H75V139L76 138H79L80 136H81V132L80 133ZM84 132V131H83ZM104 132V131H103ZM113 132V131H112ZM124 132V133H125ZM177 132V133H176ZM176 132H174L175 133V135H177L178 134V130L176 131ZM67 133V132H66ZM69 133V132H68ZM75 133V132H74ZM102 133V132H101ZM105 133V132H104ZM119 133H121V132H119ZM173 132L171 131V133L170 134H172ZM205 133V134H204ZM249 133H250V131H249ZM64 134V133H63ZM85 134V133H84ZM106 134H103L104 136L106 135ZM160 134V135H159ZM194 134L196 135V136H194ZM208 134V135H207ZM243 134V135H242ZM59 135V134H58ZM65 136H66V134H64ZM64 135H62V137L64 136ZM76 135L78 136V137H76ZM96 135H98V136H102V134H98V132L96 133ZM122 135H123V132H122ZM144 135V136H143ZM167 135V134H166ZM242 135V136H241ZM250 135H251V133H250ZM255 135V134H254ZM55 136H57V134L55 135ZM198 136H199V134H198ZM200 136V137H201ZM241 138L240 140H239V137ZM60 137V139L62 138L61 136H58L57 138H59ZM92 137V136H91ZM103 137V136H102ZM102 137H100V138H102ZM107 136H105V137H103L104 138V140H102V148L104 149V147H103V145L105 144V142H108L107 140L105 141V139H107L108 138ZM113 137V136H112ZM119 137V138H120ZM137 138V140L136 141H134V143L136 142V143H138L140 140V145H139V147H141V144L143 145V143H142V140L143 139H140V138ZM152 137V138H153ZM159 137H162V140H160L159 139ZM195 137V138H194ZM226 137H227V135H226ZM229 137V139H230V136H228ZM56 138V137H55ZM56 138V139H57ZM67 138H68V136H67ZM99 138V137H98ZM94 139V143L93 142H91L92 141V138H90V142H91V146H90V142H89V146L91 147V149H93L94 147L96 148V146L94 145L95 143H96V141L98 140H100V138L99 139ZM126 138H128V139H126ZM158 138V139H157ZM164 138V139H163ZM194 138V139H193ZM246 138V137H245ZM29 139V138H28ZM49 139V138H48ZM52 140H53V137L51 138ZM69 139H70V137H69ZM81 139H82V137H81ZM114 139V138H113ZM121 139V138H120ZM121 139V140H122ZM138 139H140V140H138ZM146 139V140H145ZM197 139V140H196ZM222 139H224V137L222 138ZM228 138H227V140L230 142L231 140H229ZM49 141V143L50 144H48V145H50V147H51V145H52V147H53V145H54V143H52V142H54V141ZM68 140V139H67ZM77 140V139H76ZM83 140V139H82ZM109 140V139H108ZM122 140V141H123ZM131 140V141H132ZM199 140V141H198ZM252 140V139H251ZM255 140H256V138H255ZM260 140V139H259ZM258 140V141H259ZM117 141H119V140H117ZM138 141V142H137ZM201 141V142H200ZM210 141V140H209ZM209 141L207 142L208 144H207V146L208 145H210L209 144ZM218 141H220V143H223L222 141H221V138H220V140H219V138H218ZM224 141H226V139L224 140ZM228 141H226V143L228 142ZM237 141V142H238ZM245 141H247V140H245ZM59 142V141H58ZM64 141H63V138H62V145L64 144L63 143ZM77 142V141H76ZM75 142V143H76ZM100 142V141H99ZM103 142H104V144H103ZM149 142H148V146H149ZM216 142H217V140H216ZM216 142H214V143H216ZM240 142H243V140L242 141H240ZM250 142V141H249ZM252 142V141H251ZM251 142H250V144H251ZM34 143V142H33ZM52 143V144H51ZM56 143V142H55ZM60 143V142H59ZM88 143V142H87ZM135 143V144H136ZM189 143V144H190ZM213 143V145L215 146V144ZM225 143V142H224ZM254 143V142H253ZM58 144V143H57ZM57 144H55V146L57 145ZM67 142H66V147H67ZM72 145L74 144V143H71ZM71 144H69L70 145V147H72L71 146ZM80 144V143H79ZM92 144H93V146H92ZM98 144V143H97ZM107 144V143H106ZM195 144V143H194ZM198 144V145H199ZM202 144V145H201ZM220 145L219 144V142H217L216 143V145ZM231 144H232V142H231ZM255 144V146L257 147L258 145H257V143H254ZM31 145V144H30ZM47 145V146H48ZM59 145V144H58ZM86 145V144H85ZM108 145V144H107ZM106 145V146H107ZM204 145H206V143H204ZM224 144H221L220 145V147L222 148V150L220 151H217L216 152V155H218V157H219V153L221 152H223L224 154V156L226 157V155L228 154V157L229 158H231L232 156H234L235 158L237 157L238 158V160H237V162L239 163V161H241V162H243V161H245L246 160V158H245V155L242 157V160L240 159L241 158V156L243 155L241 152H240V154H242V155H240L239 157L238 156H236L235 155V153H238V150H236V146H234L235 147V149L233 150V147L231 148V146L230 145H227V144H225L228 148L230 147L231 148V151L229 150L228 151V148L225 146H223ZM233 145V144H232ZM242 145H244V144H242ZM253 145V144H252ZM55 146H54V148H55ZM64 146V145H63ZM100 146H101V142H100V145L98 146V148L100 149L99 151H98V148L97 149H93V150H90V154L88 155L89 156V159L88 160H90V158H92V160H96V158H97V161H100V160H102L101 158L102 157H100V155L101 154H99V157H98V155H97V157L94 159L93 158V156H96V154H97V152H99V153H101L102 152V150H101V148H100ZM105 146V145H104ZM105 146V147H106ZM126 146H127V148H126ZM135 146V145H134ZM190 146V145H189ZM188 146V147H189ZM195 146V145H194ZM194 146H190L192 149H189L188 147H187V149H189V151H194V150H196L197 149V145L194 147ZM206 146V147H207ZM213 146V147H214ZM241 147L242 148V146H241V144H239V145H237V147ZM248 146L249 145H247L246 146V148L245 149H247L248 148ZM62 147V146H61ZM69 147V146H68ZM74 147V146H73ZM93 147V148H92ZM107 147H109V146H107ZM118 147H119V149H120V147L122 148V146H120V144H118ZM223 147L224 148H226V149H223ZM251 147V146H250ZM263 147V146H262ZM49 148V147H48ZM63 148V147H62ZM62 148H59V149H62ZM83 148V147H82ZM116 148V147H115ZM126 148V149H125ZM196 148V149H195ZM203 148H205L204 146H203ZM209 148H211V147H209ZM215 148V147H214ZM229 148V149H230ZM252 148H254V147H251V150H252ZM258 148H260V147H258ZM58 149V148H57ZM85 149V148H84ZM145 149H150V148H145ZM178 149H183V151L182 150H178ZM186 149V150H187ZM216 149V148H215ZM218 149H219V147H218ZM255 149V148H254ZM254 149H253V153L255 152L254 151ZM263 149V148H262ZM48 150V149H47ZM107 150H108V148H107ZM124 150H122V152L124 151ZM157 150V151H156ZM198 150V149H197ZM196 150V151H197ZM207 150V149H206ZM212 150V149H211ZM224 150H227V151H224ZM249 150V149H248ZM18 151H20V150H18ZM49 151V150H48ZM76 153H78L77 152V150H72V152L75 154V152ZM85 152H83V153H81L82 155V157L84 156V157H86L87 156V152L89 151V150H84ZM87 151V152H86ZM97 151V152H96ZM105 151V150H104ZM103 151V152H104ZM109 151V150H108ZM138 151V152H137ZM182 151V153H179V152H181ZM210 151V150H209ZM233 151V152H232ZM242 151H245V150H242ZM264 151V150H263ZM262 151V152H263ZM38 153L40 152V151H37ZM57 152V151H56ZM79 152H81V151H79ZM121 152V153H122ZM179 153L177 156H175L177 153ZM203 152H204V150H203ZM211 152V151H210ZM219 152V153H218ZM235 152V153H234ZM248 152H250V151H248ZM256 152H257V154H256ZM255 152V154L254 155H257L258 156V152L259 151H256ZM21 153V152H20ZM71 152H69V154H70ZM114 153V152H113ZM208 153V154H207ZM212 153V152H211ZM209 154V155H212V154ZM260 154H262L261 153V151L259 152ZM35 154H37V153H35ZM57 153H55L54 155H56ZM72 154V153H71ZM112 154V153H111ZM153 154H155V155H153ZM196 154V153H195ZM207 154V155H206ZM244 154H245V152H244ZM246 154H247V152H246ZM259 154V155H260ZM54 155H52V157L54 156ZM66 155V154H65ZM75 155H77V154H75ZM74 155V156H75ZM103 155V154H102ZM127 155V154H126ZM138 155V157L137 158H140L141 159V161H140V166H139V164L137 165V163H135V162H137L138 161V159L136 158V156ZM162 155V156H161ZM183 155V154H182ZM188 155V154H187ZM199 155V156H198ZM223 155H221V157H223ZM231 157H230V156ZM238 155V154H237ZM264 155V154H263ZM57 156H59V158H61V159H59V161H60V163L58 162V160L57 159H55L54 158V163H56L55 161L57 160V163H58V165L59 164H61L60 165V167L62 166V163H65L66 165H67V162H64L63 161V159L65 158V156H64V158H62V156L61 155H57ZM57 156H56V158H57ZM74 156H73V158H74ZM77 156H80V155H77ZM195 156H197V157H195ZM204 156V157H203ZM212 156H215V154H213ZM261 156V155H260ZM37 157V156H36ZM42 157V156H41ZM55 157V156H54ZM152 157H154V158H152ZM159 157H161L160 159H159ZM220 157V158H221ZM225 157H223L224 159H226ZM234 157H232V158H234ZM246 157H247V155H246ZM32 158H34V157H32ZM76 158V159H75ZM73 160H77L79 157H75ZM88 158V157H87ZM181 158V157H180ZM206 158V157H205ZM219 158V159H220ZM245 160H244V159ZM248 158V157H247ZM250 158V157H249ZM248 158V159H249ZM264 158V157H263ZM50 159V158H49ZM71 159V158H70ZM70 159L68 160V161H70ZM80 159H82V158H80ZM80 159H78L77 161L78 162H82V165L80 164H78L77 166H79L78 168L76 167V162L74 161H70V163H69V165L70 166H73L74 164H72V162L73 163H75V166L74 167H76L77 169H76V171H75V169H73L76 173L77 172H79V173H77V175L78 174H80V175H82L83 176V178L85 179V180H82V181H80L78 184H80L81 182H82V184H84V186H85V188L83 189V190H85V191H87V192H89V195L90 194H93V193H95L96 191H100L101 190V188H102V185L100 186L99 185V183L98 184H96L97 183V181L95 182L94 181V179L96 178V179H98V177H99V175L101 174V176L102 175H104L105 174V172L103 173V171L102 170H106L105 168L104 169H102V167H104L103 165L101 166V165H99V164H104V163H106V161H104V160H106L105 159V157L103 158V163H99V164H97L98 162L97 161H93L92 163H96L95 165L94 164H92V166L93 167H91V166H89V164L88 163H86V164H84L85 163V160H83V159H86V158H83L82 160H80ZM112 159V158H111ZM183 159V158H182ZM202 159V161H204ZM214 159H218L217 157L216 158H213V160ZM218 159V160H219ZM247 159V160H248ZM257 159H258V157H257ZM262 159V158H261ZM34 160H35V158H34ZM108 160V159H107ZM110 160V159H109ZM108 160V161H109ZM149 160V161H148ZM205 160H208V158H206ZM209 160L210 161H207V162H209V163H211V157L209 158ZM218 160H214V162H217ZM229 160V159H228ZM233 160V159H232ZM260 160V159H259ZM38 161V160H37ZM39 161H40V159H39ZM61 161H62V163H61ZM65 161H67V157L65 158ZM182 161V162H183ZM193 161V163H194V165L191 163ZM234 161V160H233ZM249 161V160H248ZM247 161V162H248ZM250 161H252V160H250ZM253 161H254V159H253ZM261 161V160H260ZM262 161H263V163H264V159H262ZM47 162H49V161H47ZM77 162V163H78ZM87 162V161H86ZM186 162H188V163H186ZM190 162V163H189ZM219 162V161H218ZM220 162H222V161H220ZM219 162V163H220ZM240 162V163H241ZM246 161H245V163H247ZM7 163V162H6ZM39 163V165L40 166H38L37 167V164L35 165H33V166H36L37 167V169L38 170H40L41 169V167H42V165H44V164H42V162H41V164H40V162H38ZM57 163L55 164V165H57ZM142 163V164H141ZM200 164L201 163H203V162H199ZM218 163V164H219ZM244 163V162H243ZM259 163H261V162H259ZM47 164V163H46ZM50 164H52V163H50ZM108 164V163H107ZM111 164V163H110ZM206 164V163H205ZM24 165H25V163H24ZM47 165H49V163L47 164ZM46 165V166H47ZM54 165V164H53ZM85 165V166H84ZM104 165H106V164H104ZM142 165V166H141ZM145 165V166H144ZM251 165V164H250ZM253 165V164H252ZM258 165V164H257ZM16 166H18V165H16ZM31 166V165H30ZM52 166V165H51ZM50 165H49V167H51ZM63 166H65V165H63ZM109 166V165H108ZM108 166H105V167H108ZM140 167V169H141V172L140 173H142L143 175H139L138 173V171L137 170H139L137 167ZM195 166H196V168H195ZM239 166H241V167H243V165H239ZM248 166V165H247ZM246 166V167H247ZM255 166V165H254ZM261 166H262V163H261ZM5 167V166H4ZM32 167V166H31ZM43 167H45V165L43 166ZM49 167L47 166V168L45 167L44 169V172L42 173V175H47V173H49V171L47 172L46 170L47 169H49ZM54 167V170H53V173H57V171H55V170H57L56 169V166H53ZM59 167V168H60ZM69 167V166H68ZM74 167H72V168H74ZM116 167V168H117ZM143 167H144V169H143ZM202 167V166H201ZM206 167V166H205ZM231 167H233V166H231ZM237 167H238V165H237ZM240 167V168H241ZM246 167H244V170H243V173H244V171H245V169H246ZM260 167V166H259ZM2 168V167H1ZM8 168V167H7ZM14 168V167H13ZM33 168V167H32ZM58 168V167H57ZM62 168V167H61ZM67 168V167H66ZM71 167H70V169H72ZM113 168V167H112ZM115 168V169H116ZM199 168V170H197ZM207 168H208V166H207ZM234 168V167H233ZM232 168V170H235V169H233ZM248 168V167H247ZM251 168H252V166H251ZM263 169H264V167H262ZM10 169H12V168H10L9 167V170ZM15 169V168H14ZM16 169H18L17 167H16ZM33 169H35L36 170V168H33ZM33 169H31L32 171H33ZM51 169H53V168H51ZM110 169H111V166H110ZM114 169V168H113ZM178 169L179 170H182V174L183 173H186V174H180V173H178V172H176V171H178ZM203 171H202V170ZM219 169V168H218ZM238 169H239V167H238ZM254 169H255V167H254ZM256 169H258L259 170V168L258 167H256ZM254 170V171H256V173H258V172H261V171H258L257 172V170ZM6 170V169H5ZM8 170V169H7ZM41 170H43V169H41ZM50 170V169H49ZM63 170H64V168H63ZM69 170V169H68ZM68 170H66V173H69L68 174V176L69 177H71V175H73V174H75V172H73L72 170H70V171H68ZM108 170V169H107ZM106 170V171H107ZM145 170V171H144ZM11 171V170H10ZM12 171H13V169H12ZM11 171V172H12ZM37 171V170H36ZM47 173H46V172ZM55 171V172H54ZM68 171V172H67ZM71 171L73 172L72 174H71ZM102 171V172H101ZM110 171V170H109ZM112 171V170H111ZM110 171V172H111ZM201 171V172H200ZM205 171V173H207V175L205 174V173H203ZM247 171V170H246ZM249 171H250V169H249ZM251 171L253 172V173H255L254 171H253V169H251ZM250 171V173L251 174H253L252 172ZM263 171V170H262ZM2 172H3V170H2ZM1 172V173H2ZM5 172V171H4ZM3 172V173H4ZM16 172H18V171H16ZM35 172V171H34ZM63 173V172H65V171H62V169H61V171L59 172V173ZM113 172V171H112ZM111 172V173H112ZM121 172V171H120ZM123 172H125V173H123ZM138 172V173H137ZM224 172V171H223ZM8 173V172H7ZM14 173V171L12 172V174ZM45 173V174H44ZM53 173H51V174H53ZM55 173V174H56ZM58 173V174H59ZM65 173V174H66ZM108 173V172H107ZM106 173V174H107ZM213 173V174H212ZM225 173V172H224ZM235 173V172H234ZM237 173V172H236ZM239 173V172H238ZM241 173V172H240ZM15 174V173H14ZM13 174V175H14ZM50 174V175H51ZM178 174V175H177ZM180 174V175H179ZM206 176H205V175ZM214 174H215V178H214V180L212 179V180H210V181H206V178H207V180H208V177H214ZM218 174V173H217ZM223 174V173H222ZM245 174H247L248 175V172H246V173H244L243 175H245ZM250 174V175H251ZM8 175H9V173H8ZM34 175V174H33ZM32 175V176H33ZM36 175H38V174H35V177H36ZM45 175V176H46ZM54 175V174H53ZM53 175H51V176H53ZM62 176L64 175V174H61ZM60 175V176H61ZM76 175V176H77ZM213 175V176H212ZM234 175V174H233ZM233 175H231L232 176V178H234L235 176H233ZM239 175V174H238ZM242 174H240L239 176H243ZM253 175H255V174H253ZM5 176V175H4ZM7 176V175H6ZM10 176V175H9ZM40 176V175H39ZM48 176V175H47ZM46 176V177H47ZM58 177H60L59 175H57ZM56 175H55V177H57ZM62 176L60 177V180L62 181ZM66 176V175H65ZM224 176V175H223ZM246 176V175H245ZM16 177V176H15ZM34 177V178H35ZM46 177H45V181L47 180L46 179ZM57 177V178H58ZM78 177V176H77ZM238 177V176H237ZM237 177H235V178H237ZM31 177H29V179H30ZM37 178H38V180H40V181H38L37 180ZM40 177H36V180L38 181V183L40 182L41 184H38V183H36V181H35V183L36 184H33V185H36L37 186V184L38 185H40L41 186V193H44V187L46 186V184H44V180L41 182V179H39ZM42 178L44 179V177L42 176ZM49 178H51V177H49ZM53 178V177H52ZM57 178L55 179L57 182H55V180H53V179H51L48 183L49 184H51L52 185V183H51V181L54 183V187H57V185H59V184H57L58 183V180H57ZM79 178V177H78ZM101 178V177H100ZM114 178H116V176H114ZM219 178V177H218ZM234 178V179H235ZM239 178V177H238ZM247 178H248V176H247ZM253 179L255 178V177H252ZM70 179V178H69ZM95 179V180H96ZM175 179V178H174ZM176 179H178V178H176ZM220 179V178H219ZM250 179V178H249ZM249 179H246V180H249ZM256 179H257V177H256ZM259 179V178H258ZM261 179V178H260ZM33 180V179H32ZM59 180V182H61ZM100 180V179H99ZM123 180V181H124ZM192 180V179H191ZM232 180V179H231ZM237 180V179H236ZM240 180H242V179H239L238 180V182H240ZM244 180V179H243ZM255 180V179H254ZM31 181V180H30ZM48 181V180H47ZM63 181L64 182H61V183H65V181H66V179H64L63 178ZM118 181V180H117ZM122 181V180H121ZM173 181V180H172ZM178 181V180H177ZM181 181V180H180ZM179 181V182H180ZM195 181V182H194ZM233 181V180H232ZM250 181H252V179H250ZM31 182H33V181H31ZM99 182V181H98ZM231 182V181H230ZM230 182H229V184H230ZM254 182V181H253ZM253 182H252V185H254L253 184ZM259 182V181H258ZM257 181L256 182H254L255 184L256 183H258ZM42 183H43V189H42ZM55 183H56V185H55ZM66 183H67V181H66ZM65 183V184H66ZM69 183V182H68ZM73 183V182H72ZM117 183V182H116ZM119 183V182H118ZM233 185H235L236 187H238V185H236V183L234 184L233 182H231ZM242 183V182H241ZM243 183H244V181H243ZM248 183V184H247ZM264 183V182H263ZM29 184H31L32 185V183H29ZM29 184H27V185H29ZM245 184H247L246 186H248L249 187V184L251 185V183L250 182H248V181H246V183ZM262 184V183H261ZM32 185V186H33ZM51 185H50V188H51ZM64 185V184H63ZM100 187H99V186ZM168 185V186H167ZM179 185V184H178ZM231 185V184H230ZM232 185V186H233ZM53 186V185H52ZM164 186H167V188H168V190L166 189V191H163L162 192V188L164 187ZM180 187H181V185H179ZM178 186V187H179ZM255 186V185H254ZM259 186H260V184H259ZM264 186V185H263ZM26 186H24V188H25ZM33 187H35V186H33ZM54 187H52V189H50L49 188V185H48V188L51 190V191H53V190H55V189H53ZM98 187V188H97ZM178 187H174V190H175V188H176V190H177V188ZM231 187V186H230ZM230 187H229V189H227V187H225L224 186V189L226 188L227 190H230ZM247 187V188H248ZM252 187V186H251ZM256 187H257V185H256ZM261 187V186H260ZM10 188V187H9ZM40 188V187H39ZM47 188V186H46V188H45V190L47 189L48 191H46L47 193L49 192H51V191H49V189ZM106 188V187H105ZM165 188V187H164ZM233 188V187H232ZM241 188H244V186L243 187H241ZM264 188V187H263ZM262 188V189H263ZM4 189H6V188H4ZM116 189V190H115ZM158 189H160L161 191H159ZM234 189H236V188H234ZM233 189V190H234ZM240 189V188H239ZM238 189V190H239ZM246 189V188H245ZM258 189V188H257ZM261 189V188H260ZM24 190V189H23ZM82 190V191H83ZM112 190V189H111ZM226 190V191H227ZM6 191V190H5ZM8 191V190H7ZM38 191V190H37ZM37 191H32V194L34 193V194H36V192ZM62 191V190H61ZM72 191H74V190H72ZM81 191V192H82ZM102 191V193H103V189L101 190ZM224 191V190H223ZM29 192H31V191H29ZM27 193L28 195H31L30 193ZM163 194H162V193ZM225 192V191H224ZM234 192H236V194L238 193L237 192V190L236 191H234ZM264 192V191H263ZM15 193V192H14ZM25 193V192H24ZM100 193L101 192H99V195H100ZM101 193V194H102ZM106 193V194H107ZM33 194V195H34ZM70 194V193H69ZM201 196H200V195ZM235 194V195H236ZM255 194H257V193H255ZM28 195H27V198H28ZM32 195V196H33ZM60 195V194H59ZM74 195V194H73ZM81 195H83V194H81ZM88 195V194H87ZM212 195V196H213ZM222 196H223V194H221ZM227 195V194H226ZM238 195V194H237ZM259 195V194H258ZM32 196H31V198H32ZM40 196V195H39ZM51 196V195H50ZM67 196V195H66ZM101 197H102V199H103V194L102 195H100ZM156 196V197H157ZM169 196V197H168ZM262 196V195H261ZM263 196H264V194H263ZM44 197V196H43ZM96 197V196H95ZM159 197V196H158ZM173 197H175L174 195H173ZM217 197V196H216ZM219 197H220V195H219ZM241 197V196H240ZM48 198H50V197H48ZM53 198V197H52ZM75 198V197H74ZM213 198H215V197H213ZM218 198V197H217ZM216 198V201L218 200ZM29 199V198H28ZM51 199V198H50ZM60 199V198H59ZM77 199H78V197H77ZM92 199V198H91ZM112 199V200H113ZM142 199H144V200H142ZM151 199V200H150ZM179 199V200H178ZM198 199V200H197ZM225 199V198H224ZM227 199H228V196H227ZM235 199V198H234ZM250 199H251V201H250ZM256 199V198H255ZM262 199V198H261ZM260 199V200H261ZM17 200H19L20 202L22 201V200H20V199H17ZM27 200V199H26ZM25 200V201H26ZM53 200V199H52ZM75 200V199H74ZM99 200H100V198H99ZM98 200V201H99ZM174 200L175 199H173V202H174ZM202 200L204 201V199L202 198ZM206 200H207V198H206ZM205 200V201H206ZM18 201V202H19ZM136 201V200H135ZM145 201H146V205H145ZM169 201H170V199H169ZM169 201L168 202H165V203H163V204H166V203H168L169 204ZM185 201V202H186ZM200 201H201V199H200ZM202 201V202H203ZM247 201H249V203H247ZM19 202V203H20ZM28 202V201H27ZM69 202V201H68ZM93 203L95 202V201H92ZM100 202V204H101V202L102 201H99ZM113 202V203H114ZM131 202H133V200L131 201ZM164 202V201H163ZM172 202V201H171ZM171 202H170V204H171ZM259 202H262V201H259ZM258 202V203H259ZM17 203V202H16ZM22 203V202H21ZM25 203V202H24ZM33 203V202H32ZM89 203V202H88ZM104 203H106V202H104V200H103V202H102V206H107V205H105ZM136 203V202H135ZM175 203V202H174ZM204 203V202H203ZM14 204V203H13ZM18 204V203H17ZM17 204H15V206H17ZM29 204V203H28ZM27 204V205H28ZM58 204V203H57ZM82 204V207H80V205ZM142 204H143V202H142ZM168 204H166V205H168ZM173 204V203H172ZM171 204V205H172ZM199 205H202V204H200V202L198 203ZM205 204H207V202L205 203ZM9 205H11V204H9ZM21 204H19L18 205V207L20 206ZM23 205V204H22ZM96 205H97V202H96ZM130 205V204H129ZM133 205V204H132ZM165 205V206H166ZM180 205V204H179ZM182 205V204H181ZM180 205V206H181ZM186 205V204H185ZM188 205H190V203L188 204ZM187 205V206H188ZM197 205V204H196ZM249 205V206H250ZM147 206V208H145ZM173 206V205H172ZM255 206V205H254ZM253 206V207H254ZM257 206V205H256ZM263 206V205H262ZM22 207V206H21ZM24 207H25V205H24ZM29 206H27V208H28ZM70 207V206H69ZM68 207V208H69ZM86 208H87V206H85ZM84 207V208H85ZM94 207V206H93ZM96 207V206H95ZM108 207V206H107ZM126 207V206H125ZM125 207H123L122 208V210L125 208ZM134 207V206H133ZM142 207H143V209L144 210H142ZM177 207V206H176ZM190 207V206H189ZM189 207H188V209H186L187 210V212H188V214L186 215V218H189V216H191L190 215V213H189ZM192 207V206H191ZM243 207H246V210H245V212H243ZM67 208V207H66ZM86 208L84 209V210H86ZM90 208H91V206H90ZM173 208V207H172ZM194 207H192L191 208V210H190V212L192 211V209H193ZM260 208V207H259ZM24 209H26V208H24ZM31 209V208H30ZM146 209V210H145ZM171 209V208H170ZM169 209V210H170ZM175 209V208H174ZM178 209H180V208H178ZM177 209V210H178ZM184 209V210H185ZM196 209H197V207H196ZM248 209H249V211H248ZM261 209V208H260ZM260 209H258V208H256V210H260ZM15 210V209H14ZM70 210V209H69ZM121 210V209H120ZM131 210H133V211H131ZM186 210H185V212H186ZM253 210H255V207L253 208ZM262 211L264 210V207H263V209H261ZM90 211H92V210H90ZM96 211V210H95ZM114 211V212H115ZM143 211H145L146 213H147V215L143 212ZM54 212V211H53ZM59 212V211H58ZM66 212V211H65ZM68 212V211H67ZM161 212H163V213H161ZM180 213H181V211H179ZM185 212H184V215H185ZM261 212V211H260ZM264 212V211H263ZM30 213V212H29ZM144 213V214H143ZM174 213L176 214V217L174 218ZM247 213H245V214H247ZM254 213H256V211L254 212ZM262 213V212H261ZM95 214V213H94ZM178 214V215H177ZM258 213H256V215H257ZM147 217V216H149V218H145V216ZM173 215V216H172ZM182 215V214H181ZM180 215V216H181ZM99 216V217H98ZM179 216V217H180ZM246 216V215H245ZM248 216V215H247ZM262 216H264V215H262ZM54 217V216H53ZM79 217V216H78ZM79 217V218H80ZM151 217V218H150ZM167 217H169V218H167ZM184 217V216H183ZM243 217V218H242ZM63 218V217H62ZM190 218H193L194 219V217H190ZM204 220H203V219ZM263 218V219H262ZM262 218H260V220L262 219V220H264V217H262ZM42 219V218H41ZM51 219H52V217H51ZM150 219V220H149ZM172 219V220H171ZM175 219V220H174ZM255 219H258V217L256 216V218ZM253 217H252V221L253 220H255ZM23 220V219H22ZM57 220V219H56ZM184 220V224H185V221H187L185 218L183 219ZM189 220H192V219H189ZM250 220V221H249ZM50 221V220H49ZM52 221V220H51ZM179 221H180V219H179ZM251 221V223H254V224H256L257 225V221L258 222H260L259 220H255V221H253L252 222ZM53 222V221H52ZM51 222V223H52ZM62 222V221H61ZM79 222H80V225L81 226H79L78 224H79ZM189 222V221H188ZM192 222V225L194 226V222L193 221H191ZM47 223V222H46ZM49 223V222H48ZM50 223V224H51ZM63 223V222H62ZM177 223H179V225L177 224ZM250 223V224H251ZM30 224V223H29ZM164 224V225H163ZM31 226H34V225H32V224H30ZM29 225V226H30ZM46 225H48V224H46ZM64 225V224H63ZM164 226V227H162V228H160L161 226ZM178 225V227L179 228H175L176 226ZM251 225H253V224H251ZM258 225H260V223L258 224ZM49 226V225H48ZM52 226H53V224H52ZM190 226H191V223H190ZM193 226H191V227H193ZM254 226V225H253ZM261 226H262V222H261ZM26 227V226H25ZM173 227V228H172ZM184 227H187L186 225L184 226ZM246 227H248V229L246 228ZM260 227V226H259ZM33 228V227H32ZM38 228V227H37ZM44 228H46V227H44ZM49 228V227H48ZM189 228V227H188ZM188 228H186L187 229V231H189L188 230ZM258 228V227H257ZM34 229V228H33ZM39 229V228H38ZM41 229V231L43 230L42 228H40ZM178 229H180V230H178ZM192 229H190V231L192 230ZM209 229V230H208ZM217 229V230H216ZM224 229H226L228 232H230L229 234L227 233H225V232H227L226 230H224ZM31 230V229H30ZM29 230V231H30ZM45 230H47V229H45ZM50 230V229H49ZM220 230H222V231H220ZM260 230V229H259ZM264 230V229H263ZM37 230H35L34 229V234L36 235L37 234V232H36ZM40 231V232H41ZM52 231V230H51ZM182 231V232H183ZM189 231V232H190ZM223 231H225V232H223ZM245 231V232H244ZM13 232V231H12ZM15 232V231H14ZM19 232V231H18ZM31 232V231H30ZM29 232V233H30ZM33 232V231H32ZM32 232H31V234H29V235H33L32 234ZM36 232V233H35ZM46 232V231H45ZM201 232H200V235L198 236V238L200 239V237H201ZM221 232V233H220ZM225 233V235L223 234V233ZM239 232H240V234H239ZM258 232V231H257ZM262 232V231H261ZM50 233V232H49ZM48 233V234H49ZM187 234H188V232H186ZM193 233V232H192ZM204 233L202 234V236L204 235ZM213 233V232H212ZM215 233V232H214ZM248 233V234H247ZM264 232H262V234H263ZM17 234V233H16ZM21 234V235H20ZM22 234H23V232L22 233H19V235L21 236V238L23 237V236H27L26 234L24 235L23 234V236H22ZM41 234V233H40ZM46 234V233H45ZM178 234V235H179ZM216 234H214V236L216 235ZM262 234H261V236H262ZM18 235V234H17ZM28 235V236H29ZM184 235L186 236V237H184ZM189 235V234H188ZM249 235V236H248ZM28 236H27V238H28ZM37 236H39V234H37ZM50 236H51V234H50ZM190 236V235H189ZM206 236H204V237H201V238H203L202 240H204L205 238H206ZM260 236V237H261ZM263 236H264V234H263ZM30 237V236H29ZM36 237V236H35ZM41 237V236H40ZM40 237H36L37 239L36 240H39V241H37V244H35V245H40L39 243H40V240L42 241V239L44 238V236L42 237V239L40 238ZM160 237V238H159ZM254 237V236H253ZM33 239H35L34 238V235H33V237H32ZM164 238V239H163ZM185 238H188L189 240H187V242H185L186 240H185ZM220 238H221V240H220ZM261 238H263V237H261ZM261 238H259V239H261ZM24 239H26V238H24ZM31 239V238H30ZM32 239V240H33ZM167 239V238H166ZM27 240V239H26ZM29 240V239H28ZM36 240H34V241H36ZM185 240V241H184ZM196 240H198L197 238H196ZM196 240H194V241H196ZM10 241V240H9ZM22 241V240H21ZM25 240H23V242H24ZM161 241H164L165 242V246H164V248H165V252H163L162 251V254H163V256L162 255H159L158 253H156V252H158L159 250L161 251V248H163V246L162 245H160L161 244ZM189 241V242H188ZM250 241V242H249ZM198 242V241H197ZM200 242H202V241H200ZM218 242H222L225 246H223V244L221 245V243L219 244ZM224 242H226V243H228V242H230V244L232 243L233 244V246L234 247H230L228 244L226 245ZM18 243V242H17ZM33 243V242H32ZM35 243V242H34ZM34 243H33V245H34ZM54 244L56 243V242H53ZM187 243V244H186ZM25 244V243H24ZM28 243H26L25 245H27ZM57 244H58V242H57ZM56 244V245H57ZM97 244H99V245H97ZM167 244V245H166ZM179 244H181V245H179ZM195 244V245H194ZM19 245V244H18ZM29 245H31V244H29ZM43 245V244H42ZM63 245V244H62ZM105 245H108V246H110V245H112L113 246V248H111V250H112V253L114 254L115 253V257L113 256V255H111L110 254V249L108 250V249H106L105 248ZM118 245L119 246H122V245H124V246H122L123 248H120V247H118ZM64 246V245H63ZM39 247V246H38ZM52 247V246H51ZM58 247V246H57ZM60 247H61V245H60ZM70 247H72V246H70ZM161 247V248H160ZM13 248V247H12ZM104 248V249H103ZM32 249V248H31ZM57 249V248H56ZM68 249V248H67ZM95 250V251H97L98 252V250ZM106 249V250H105ZM34 250V249H33ZM50 250V249H49ZM61 250H63V249H61ZM108 250V251H107ZM167 250V251H166ZM24 251V250H23ZM51 251V250H50ZM156 251V252H155ZM180 251H182V252H185V254L184 253H182V254H177V252L178 253H180ZM27 252V251H26ZM167 252V253H166ZM199 252H201V251H199ZM31 253H33V252H31ZM35 253V252H34ZM37 253V252H36ZM51 254H52V252H50ZM49 253V254H50ZM91 253V256L89 255ZM172 253V254H171ZM176 253V254H175ZM51 254L49 255L50 257H51ZM58 254V253H57ZM152 254H157V255H154V257H155V259L156 258H159L158 260L156 259H154L153 258V255ZM165 254V255H164ZM167 254V255H166ZM168 254H171V255H168ZM174 254H175V257H173L174 259L176 258V256H177V258L175 259V260H173L172 261V257L171 256H174ZM1 255H2V253H1ZM53 255V258L55 257V255L54 254H52ZM80 255H79V258H78V264H85L84 262H81L80 263V259H81V257H80ZM150 255H152L151 257H150ZM180 255V256H179ZM97 256H98V254H97ZM163 258H165L166 256L168 257V256H170L172 259H169V258H167V259H169L171 262H168V260L165 258V259H163ZM165 256V257H164ZM179 256V257H178ZM198 256V257H197ZM46 257V256H45ZM47 257H48V255H47ZM46 257V260H48L49 259V257L47 258ZM60 256H58V258H59ZM69 257V256H68ZM74 257V256H73ZM89 257H88V259H89ZM35 258V257H34ZM57 258V257H56ZM75 258V257H74ZM76 258H77V256H76ZM75 258V259H76ZM90 258V260H92ZM43 259V258H42ZM65 260H66V258H64ZM63 259V260H64ZM68 259V258H67ZM70 259V258H69ZM74 259V260H75ZM87 259V260H88ZM46 260H45V262H46ZM50 261H48V264H51V259H49ZM60 260L61 261H63L61 258H60ZM90 260H88V261H90ZM37 261H39V260H37ZM58 261H59V259H58ZM77 261V260H76ZM93 261V260H92ZM92 261H90V262H92ZM50 262V263H49ZM53 262H54V259H53ZM55 262H57V261H55ZM54 262V263H55ZM65 262V261H64ZM90 262H88L89 264H90ZM94 262V261H93ZM92 262V263H93ZM101 262V263H102ZM42 263H44V262H42ZM73 263V262H72ZM75 263V262H74ZM91 263V264H92ZM97 263H99V262H97ZM41 264V263H40ZM45 264V263H44ZM62 264H63V262H62ZM76 264H77V262H76ZM94 264H96V261H95V263ZM100 264V263H99Z\"/></svg>",
    "mask_w": 264,
    "mask_h": 264
}]
</instances>
